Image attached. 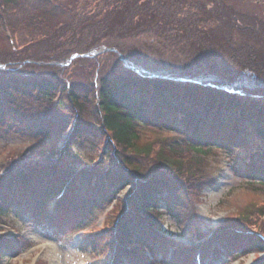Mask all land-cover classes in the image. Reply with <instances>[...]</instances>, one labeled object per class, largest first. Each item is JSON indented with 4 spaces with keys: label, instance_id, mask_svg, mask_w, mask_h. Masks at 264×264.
<instances>
[{
    "label": "trees",
    "instance_id": "obj_1",
    "mask_svg": "<svg viewBox=\"0 0 264 264\" xmlns=\"http://www.w3.org/2000/svg\"><path fill=\"white\" fill-rule=\"evenodd\" d=\"M51 1L0 0V27L8 24L13 35L2 29L8 48L0 50V138L39 140L0 163L1 223L25 214L56 232L116 202L108 238L114 264H155L172 243L159 231L166 214L179 218L178 194L212 186L194 180L212 151L227 153L248 183L264 185V32L238 27L224 0ZM85 67L98 76L82 79ZM70 130L69 146L59 150ZM76 147L101 155L77 161ZM67 188L51 213L49 201ZM237 221L224 224L236 229L219 242L224 248L211 242L205 255L220 257L238 243L246 254L264 251V238L251 243L254 251L240 246L246 240ZM18 243L0 238V259ZM180 252L175 264H188L190 252Z\"/></svg>",
    "mask_w": 264,
    "mask_h": 264
},
{
    "label": "rangeland",
    "instance_id": "obj_2",
    "mask_svg": "<svg viewBox=\"0 0 264 264\" xmlns=\"http://www.w3.org/2000/svg\"><path fill=\"white\" fill-rule=\"evenodd\" d=\"M224 1L231 5L228 7L233 11L232 15L239 20L238 27L247 28L249 27L247 25H252L264 32V0ZM54 2L49 0L48 4H55ZM82 7L86 9L85 4ZM59 22L56 20L50 27L58 26ZM21 27V25L18 26V29ZM24 27L25 34H29L32 29L25 25ZM2 29L8 37L13 36L8 24L6 28L0 27V50L8 48V40L6 41L5 36L2 35ZM228 35L227 40L230 39L231 33L228 32ZM241 36L238 31L235 39L238 40ZM245 40L246 37L243 35L239 40L241 46ZM102 50L104 53L107 51L105 47ZM96 63L97 59L93 60L92 66L95 68H97ZM51 64H56V62H51ZM64 65L67 66V64ZM77 69L78 67L72 66L68 71L71 70L74 73ZM97 76V69L93 71L92 68L87 67L80 75L82 79L87 77L95 79ZM147 134L150 138L151 131ZM71 135L72 133L65 134L64 138L58 141L59 150L64 151L65 147L69 146ZM38 141L16 135H6L5 138H0V163L32 148ZM73 151L78 158L77 161L81 159L89 161L101 155L96 150L92 151L86 147H76V151ZM230 158L222 151H212L208 154L202 164L203 170L195 167L194 177L196 178L194 180L207 179L213 182L212 186H207L200 195L197 186H193L192 189L186 188L188 192L177 193L180 201L176 205L179 218L169 214L163 216L162 227L166 231L165 234L169 232L172 235V241L180 244L181 252L182 247L187 246L191 250L194 247V253H188V264H194L196 251L200 250L202 243L208 246L214 242L219 250L224 248L219 242L226 236L229 237L231 232L236 234V229L225 230L224 224L229 221L238 220L237 222L243 224V229H238V235L246 240L245 243L240 242V246L248 250L247 252L254 251L250 249V246L256 238L262 240L264 238V185L248 183L246 179L236 175L232 170ZM77 161L66 160L64 162L74 165ZM194 165L198 167L200 164ZM79 167H83V163ZM126 195L127 193L123 192L121 196L126 197ZM118 206L120 204L113 209L112 207L105 208V206L102 209H94L93 213L80 223H75L79 221L76 218L73 225L56 232L43 229L25 214L12 213L4 222L1 223L0 220V236L13 237L18 240V246L14 250L16 257L5 255L0 259V264H113L112 247L114 244H111L108 238L110 234H114L115 222L119 215ZM221 252L220 257L215 253L214 262L208 258L203 264H264V252L243 253L239 248V243L238 246H231ZM173 258V255L159 256L155 264H175Z\"/></svg>",
    "mask_w": 264,
    "mask_h": 264
},
{
    "label": "water",
    "instance_id": "obj_3",
    "mask_svg": "<svg viewBox=\"0 0 264 264\" xmlns=\"http://www.w3.org/2000/svg\"><path fill=\"white\" fill-rule=\"evenodd\" d=\"M99 53H100V51H98V52H94L93 55H97V54H99ZM121 58H123L122 55H121ZM137 70H138V71H143L142 69H139V68H137Z\"/></svg>",
    "mask_w": 264,
    "mask_h": 264
}]
</instances>
